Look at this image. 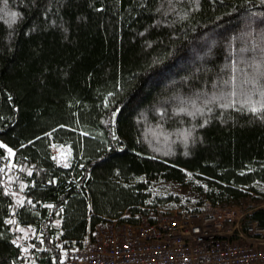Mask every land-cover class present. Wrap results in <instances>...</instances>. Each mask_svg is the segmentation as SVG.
<instances>
[{
  "label": "trees",
  "instance_id": "obj_1",
  "mask_svg": "<svg viewBox=\"0 0 264 264\" xmlns=\"http://www.w3.org/2000/svg\"><path fill=\"white\" fill-rule=\"evenodd\" d=\"M189 173L213 204L264 183V0H0V264H64Z\"/></svg>",
  "mask_w": 264,
  "mask_h": 264
},
{
  "label": "built area",
  "instance_id": "obj_2",
  "mask_svg": "<svg viewBox=\"0 0 264 264\" xmlns=\"http://www.w3.org/2000/svg\"><path fill=\"white\" fill-rule=\"evenodd\" d=\"M260 205L180 206L137 221L121 214L96 222L65 264H264ZM264 216V215H263Z\"/></svg>",
  "mask_w": 264,
  "mask_h": 264
},
{
  "label": "rangeland",
  "instance_id": "obj_3",
  "mask_svg": "<svg viewBox=\"0 0 264 264\" xmlns=\"http://www.w3.org/2000/svg\"><path fill=\"white\" fill-rule=\"evenodd\" d=\"M50 149L57 163L61 165L69 164L71 156L70 149L67 144H52ZM188 177L189 180L184 183H179L173 180H164L162 178L151 180L147 183L148 186L146 191L149 193V196L147 198L146 205L141 206V211L139 212L131 213L127 210L122 213V215L124 217L131 216L137 218V220H141L157 215L162 212V210H171L180 206L192 207L202 205L206 199L197 188V183H200V179L193 177L191 173H189ZM256 189L257 192L251 191L250 194L244 196L238 202L230 204L241 206L264 204V183L256 185ZM143 210L145 212H143ZM20 233L21 235L16 239L24 247L28 246L27 240L30 236L28 228H21ZM62 258L65 264L63 255Z\"/></svg>",
  "mask_w": 264,
  "mask_h": 264
}]
</instances>
